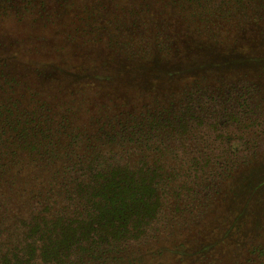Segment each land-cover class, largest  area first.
Listing matches in <instances>:
<instances>
[{"label":"trees","instance_id":"1","mask_svg":"<svg viewBox=\"0 0 264 264\" xmlns=\"http://www.w3.org/2000/svg\"><path fill=\"white\" fill-rule=\"evenodd\" d=\"M128 1L131 0H113L117 6ZM230 1L240 6L250 3V0ZM97 3L100 4L101 0H0V58L20 57L17 50L9 47L27 37L36 36L40 44L50 39L54 49L57 46L55 39L74 40L77 35L83 39L90 34L86 31L87 27L97 26ZM207 3L209 0H170L165 22L182 20L192 25L196 21H206L212 10ZM183 11H188L187 15ZM149 16L152 18V14ZM112 19L120 21L122 16L120 13L113 14ZM7 25H12L14 30L8 33L4 28ZM154 34V30L147 31L146 36L151 43L142 41L136 34L130 37L129 47L127 43L122 44V49L115 54H122L126 61L118 58L117 64L120 67L119 64L127 66L129 63L132 72L129 77H120L119 72L114 74L113 71L109 81L125 90V96L139 92L138 95L155 100L156 111L163 107L164 98L177 100L179 106H185L186 115L180 114L178 122L174 124L177 128L182 127L181 131H187L192 140L197 136V128L194 126L190 129L191 125L188 124L192 115L188 102H191L190 95L194 88L209 86L213 82L208 93H218L226 90L224 87L228 84L238 88L240 83H245L244 80L264 86V73L256 70L257 65H260L258 58L262 60L260 51L254 53V50L245 51L239 45H232L234 49L225 54L228 49L219 40L209 44L199 43V46L195 42H186L172 48L166 44L173 43L176 36L170 38L165 35L164 39ZM93 35L86 40H97L95 31ZM140 73L146 76L137 78ZM0 77L5 84L10 82L8 85L23 84L3 74ZM176 91L180 94L179 98L178 94L175 95ZM35 96L30 97L31 100L36 101L39 93ZM21 98L23 96L19 98L10 93L0 96V264H264V198H259L257 192L264 185V174L253 187L243 188L245 191L238 196L233 195L230 199L231 194L220 197L215 209H211V204L202 199L206 206L202 213L205 214L209 208L212 213L194 216L199 219L194 224L193 218L186 216L191 218L189 227L191 225L194 228L190 236L181 234L170 244L158 242L159 246L128 244L142 235L162 212L166 205L164 199H170L173 217L177 203L194 208L203 205L199 202L204 190L200 180L202 168L179 167L174 174L165 170L167 158L163 154L169 151L165 149L167 138L158 131V120H152L147 125L138 122L126 125L120 121L98 124L97 135L103 134L104 138L89 135V139L94 142L93 147L99 140L102 142L97 148L127 147L130 154L136 156L132 164L128 162L118 166L120 163L106 161L101 156V149L96 152L91 148L87 155H78L77 163L81 162L84 169L98 164L106 171L97 170V167L92 168L97 172L87 169L86 178L75 183L72 193L67 183L59 191L45 192L44 201L39 199L36 202L39 205L36 210L31 209L33 204L27 199L14 202L13 196H28L30 199L42 197L38 190H32L29 181L37 176H29L22 169L27 158L32 166L30 171L33 172L41 167L38 162L43 157L47 158V163L43 165L53 166L54 160L58 161L60 157H66L65 163H70L68 159L73 161L77 156L70 157L64 149L73 145L75 142L72 141L76 137L86 133L79 124L71 126V119L76 117L70 113L72 108L63 109L64 104L61 102L57 110H51L52 115L58 114L57 134L53 137L61 140V135L67 136L70 143L53 147L56 141L51 139L52 134L45 135L49 118L45 116L43 122H38H42L44 128L38 131L35 112L28 108L23 113L18 110ZM148 98L141 105L145 109L150 108ZM231 99L235 104L234 97ZM150 116H147L148 120H151ZM209 123V134L206 132L201 138L219 137L216 132L222 128L219 126L220 121L212 120ZM171 142L169 140V144ZM41 145L46 152H38L37 147ZM193 152L194 149H190V156H194ZM109 167L111 170H108ZM224 169L230 176L231 172ZM59 170L57 168L56 171ZM164 178H168V182H162ZM188 178L194 183L191 190H187L185 184ZM231 184L229 182V186ZM183 189L186 190L184 193ZM255 193H258L257 196ZM59 194L64 197V202H59ZM72 194L75 198H71ZM76 201H79V207L68 213L67 209ZM251 202L254 205V208L251 206L252 210L246 208ZM11 212L15 214L11 216ZM11 228L21 230L15 241L11 238L16 231L11 232ZM177 231L174 232L173 228L169 233L175 236ZM13 242L20 245L15 246Z\"/></svg>","mask_w":264,"mask_h":264},{"label":"rangeland","instance_id":"2","mask_svg":"<svg viewBox=\"0 0 264 264\" xmlns=\"http://www.w3.org/2000/svg\"><path fill=\"white\" fill-rule=\"evenodd\" d=\"M146 1L147 4H145ZM115 3L113 0H101L100 4L97 3V26L87 27L86 31L90 34L83 39L79 38V35L74 40L57 41L55 39L54 43L57 46L54 49L52 40L48 39V42L43 40L40 44L36 36L31 35L32 37H27L24 41L14 44L15 47H13L14 45L9 47L11 50H17L20 57L0 58V75H6L8 78L23 83L21 85L14 83L8 85L10 82L5 84L0 79V96L9 93L19 96V98L23 96L18 102V107H20L18 110L23 113L25 108H28L35 112L38 131L44 129L43 117L49 118L48 129L51 131L46 128L45 135L52 134L51 139L54 142L56 141L53 147L61 144L67 146L70 143L67 136L61 135V140L53 137L57 134L55 130H57L56 126L58 125L56 122L58 114L52 115L51 110H57L56 107L61 102L64 104L63 109L71 107L70 113L76 117L71 119V126L79 124L86 132L76 137V141H72L75 142L73 145H68L64 149L69 152L70 157L77 156L72 159L73 161L68 159L70 163H65L67 162L66 157H60L58 161L54 160L53 166L52 164L43 165L47 163L45 161L47 158L43 157V160L38 162L41 167L33 172L30 171L32 166L27 158L22 169H25L29 176H37V178L29 181L32 190H38L42 197L30 199L28 196L24 198L13 196L12 199L14 202L20 201L19 199H27L33 204L31 209L36 210L39 208L36 202L39 199L44 201L42 199H44L43 197L47 191H59L63 187L62 185L67 183L68 190L72 193L75 183L86 178L87 169L92 170V168L97 167V170L106 171L103 166L98 164L84 169L81 162L77 163L79 160L78 155H87V151L91 148L96 152L97 149H101V156L105 157L106 161L120 163L118 166H124L122 164L126 165L128 162L132 164L136 156L130 154L127 147L101 146L97 148L102 142L100 140L96 141V147H93L94 142L89 139V135L104 138L103 134L97 135V126L100 123L110 121H117L118 123L120 121L126 125L133 122L147 125L149 122L151 124L152 120L154 122L158 120V126L160 127L158 131L162 137L167 138L165 149L169 151L163 154L167 158L164 165L165 170L174 174L179 167L180 169L192 166L202 168L200 180L204 190L200 194L203 198L199 202L203 205L201 208L200 206L194 208L192 206L183 207L182 203H177L175 206L176 212H174L175 217H173L170 213V199H164L166 205L162 212H159L157 218L145 229L142 235L130 240L128 244L141 247L157 246L158 242L170 244L181 234H187L188 237L194 231L191 225L189 227L191 218H186V216L190 215L193 218L192 224H194L199 220L195 218L196 216L211 215L210 208L206 209L205 214L202 213L206 208L202 199L211 204V209H215L218 206L217 202L220 197L231 194L230 199L233 195L238 196L245 191V188L250 189L253 187L263 176L264 86L244 80L245 83H240L238 88L228 84L224 87L226 90L218 93H208V90L213 86V82L209 86L194 88L193 94L190 95L192 97L191 102H188L190 103L189 111L192 113L188 124L191 125L190 129L197 128V136L192 140V136L187 131H181L182 127L177 128L174 124V122H178L180 114L186 115L185 106H179L177 100L169 101L164 98L163 107L156 111L155 100L140 96L138 95L139 92H132L131 96H125V90L119 88L115 82L109 81L113 71L114 74L119 72L120 77L126 75L129 77L132 72L128 67L129 63L127 66H121V64H119L120 67L118 66V61L124 56L115 53L122 49V44L126 45L127 43L129 47L131 45L130 37L136 34L139 35L142 41L151 43L148 40V35L146 36L147 31L151 29L164 39H166L165 35H169L170 38L176 36L177 39L173 43L166 44L172 46V48H176L178 45L182 46L186 42H195L196 46H199V43L209 44L214 40H219L228 49L225 54L234 49L232 45H239L245 51L254 50V53L260 51L262 60L261 57L258 58L260 65H257L256 70L264 73V0H250V3L242 6L230 0H209L207 6L212 10L208 19L206 21H196L192 25L182 20L165 22L170 0H131L124 5L119 4V6ZM183 12L184 15L188 13V11ZM117 13H120V16H122L120 21L123 22L112 19V15ZM150 14H152V18L149 16ZM4 28L8 33L9 30H14L12 25H7ZM156 28L161 32L157 31ZM94 31L97 34V40L87 41V38L94 37ZM156 34L153 36H156ZM84 39L86 42H83ZM172 51L175 52L173 49ZM122 60L125 59L122 58ZM39 62L41 64H38ZM39 68L43 71L39 72L41 70ZM145 76V73H140L136 77L141 79ZM113 77L115 76L113 75ZM262 79L264 80V75H262ZM36 93H39L38 99L36 101L31 100L30 97L33 98L34 95L35 98ZM177 94L176 91L175 95ZM179 97L180 94H178ZM231 97H234L235 104ZM147 98L150 104L149 109L141 106L145 104ZM132 115H135V117ZM148 115H151V120L147 119ZM40 120L42 122L38 123ZM212 120L220 121L219 126L222 128H219L216 132L219 137L201 138L202 134L206 132L209 134L208 130L211 129L209 121ZM44 125L46 126V124ZM163 127L164 129H162ZM69 132L72 133L71 130ZM36 136L38 143V133H36ZM169 140H172L170 144ZM192 148L194 149V156H190V149ZM37 149L40 153L47 151H45L43 145L38 146ZM115 152L119 153L115 155ZM181 153H184V155H180ZM66 154H63V156ZM38 156L42 157L40 154ZM224 167L231 172L230 176V173H225ZM57 168L60 170L56 171ZM109 169L111 170V167ZM97 170L92 171L97 172ZM167 179H162V182H168ZM229 182L232 183L230 186ZM185 184H187V190H191L192 185H194L191 178L186 179ZM263 186L257 189L259 198H264ZM185 191L183 189L182 192ZM258 193H255V196ZM57 197H59V202L65 201L61 194ZM71 198H75V195L72 194ZM197 198L199 197L197 196ZM78 202L76 201L74 205L67 209L68 213L76 206L79 207ZM251 206L254 208L252 202L246 208L252 210ZM14 214V212H11V216ZM173 228L174 232L178 230L175 236L169 233ZM14 231H16L15 235L11 238L13 241L16 240L21 230L11 228V232ZM13 244L15 246L20 245L17 242H13Z\"/></svg>","mask_w":264,"mask_h":264}]
</instances>
